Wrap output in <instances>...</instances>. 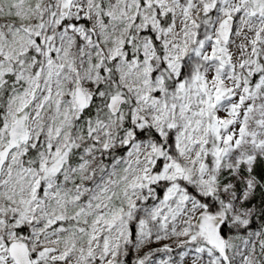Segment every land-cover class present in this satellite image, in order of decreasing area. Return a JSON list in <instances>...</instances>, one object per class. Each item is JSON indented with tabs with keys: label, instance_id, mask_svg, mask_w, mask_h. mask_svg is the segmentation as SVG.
<instances>
[{
	"label": "snow or ice",
	"instance_id": "6c2138e0",
	"mask_svg": "<svg viewBox=\"0 0 264 264\" xmlns=\"http://www.w3.org/2000/svg\"><path fill=\"white\" fill-rule=\"evenodd\" d=\"M0 264H264V0H0Z\"/></svg>",
	"mask_w": 264,
	"mask_h": 264
}]
</instances>
